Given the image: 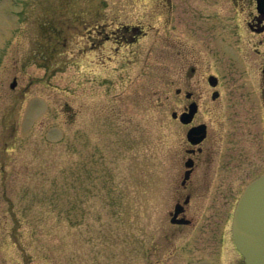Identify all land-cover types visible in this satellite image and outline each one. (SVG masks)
I'll use <instances>...</instances> for the list:
<instances>
[{
    "label": "rangeland",
    "instance_id": "1",
    "mask_svg": "<svg viewBox=\"0 0 264 264\" xmlns=\"http://www.w3.org/2000/svg\"><path fill=\"white\" fill-rule=\"evenodd\" d=\"M213 1L171 0L164 45L168 0H0V264H243L218 197L190 206L195 227L168 218L186 146L176 89L193 88L210 122L202 77L242 70L241 54L258 67L251 40L210 28L232 7ZM121 22L147 32L105 38Z\"/></svg>",
    "mask_w": 264,
    "mask_h": 264
},
{
    "label": "flooded vegetation",
    "instance_id": "2",
    "mask_svg": "<svg viewBox=\"0 0 264 264\" xmlns=\"http://www.w3.org/2000/svg\"><path fill=\"white\" fill-rule=\"evenodd\" d=\"M223 1L232 7L227 12H211L210 28L222 24L232 29L235 39L243 46L251 40V49L255 54L253 60H256L258 67L250 70V65L245 63H248L249 57L241 54L237 61L242 70L217 71L220 73H208L202 77L211 90L207 110L210 122L200 117L201 106L193 88L176 89V93L184 95V101L179 110H174L177 114L174 119L185 127L186 146L181 156L178 183H175L171 193L172 207L168 209V218L170 226L177 230L195 227L198 218L195 209L190 210V206L198 209L205 197H218L224 206L231 207L228 233L232 241L230 225L233 208L246 185L264 173V0H221L220 4ZM211 3L214 4V1L211 0ZM168 4L163 2L165 9L170 10L167 17L162 19L164 45L170 43L171 39L167 28L172 21L171 0H168ZM183 20L181 24L187 35L191 36L193 30L190 21L187 18ZM215 20L218 25L214 24ZM90 21L84 23L87 36L93 47H99L104 35L102 25L99 23L91 28L88 26ZM146 32L147 27L142 24L121 22L114 25L111 35L105 34V38L114 37V43L118 45L132 44ZM225 39L229 41L228 36ZM195 74L196 70L191 66L187 76L193 79ZM236 99L238 103L234 102ZM192 102L196 110L191 121L183 123L180 115L188 111ZM200 124L205 126V135L200 141L191 143L187 132ZM219 142H223L224 147L218 151ZM203 163L207 166H202ZM226 191L229 194L226 195Z\"/></svg>",
    "mask_w": 264,
    "mask_h": 264
},
{
    "label": "water",
    "instance_id": "3",
    "mask_svg": "<svg viewBox=\"0 0 264 264\" xmlns=\"http://www.w3.org/2000/svg\"><path fill=\"white\" fill-rule=\"evenodd\" d=\"M14 84L15 82L12 81L10 87ZM195 110V103H190L188 111L180 115V120L183 123L190 122ZM171 115L177 116L175 111ZM204 135L203 124L192 127L187 132L191 143L200 141ZM176 222L184 221L176 220ZM231 233L244 264H264V174L249 183L241 193L233 211Z\"/></svg>",
    "mask_w": 264,
    "mask_h": 264
}]
</instances>
